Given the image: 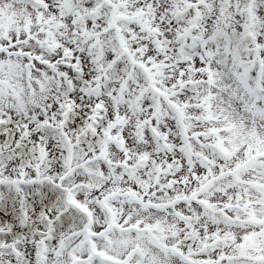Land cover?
I'll use <instances>...</instances> for the list:
<instances>
[{
    "label": "snow or ice",
    "instance_id": "1",
    "mask_svg": "<svg viewBox=\"0 0 264 264\" xmlns=\"http://www.w3.org/2000/svg\"><path fill=\"white\" fill-rule=\"evenodd\" d=\"M0 264H264V0H0Z\"/></svg>",
    "mask_w": 264,
    "mask_h": 264
}]
</instances>
